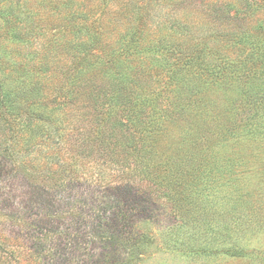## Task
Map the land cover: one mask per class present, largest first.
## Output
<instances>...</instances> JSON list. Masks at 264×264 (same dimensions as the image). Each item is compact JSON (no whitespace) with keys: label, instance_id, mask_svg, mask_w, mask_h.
<instances>
[{"label":"trees","instance_id":"obj_1","mask_svg":"<svg viewBox=\"0 0 264 264\" xmlns=\"http://www.w3.org/2000/svg\"><path fill=\"white\" fill-rule=\"evenodd\" d=\"M1 135L23 159L25 264H130L164 213L192 254L244 256L243 213L264 211L243 198L264 191V0H0ZM7 238L0 264H22Z\"/></svg>","mask_w":264,"mask_h":264},{"label":"rangeland","instance_id":"obj_2","mask_svg":"<svg viewBox=\"0 0 264 264\" xmlns=\"http://www.w3.org/2000/svg\"><path fill=\"white\" fill-rule=\"evenodd\" d=\"M6 143L10 144L8 141H4L1 135L0 156L7 159L3 162L2 169L0 167V171L2 170L0 180V242H3L7 237H13L7 243L6 248L16 250V255L21 260H24L26 258V249L23 247V236H27L28 232L33 231L32 226L28 225L26 228L24 226L28 221H33V217L28 215L29 209L25 208V206L23 208V201L25 200L23 198V167L19 166L17 172L16 170L9 172L10 168L16 164H23V159L10 157L5 149ZM261 177L262 175H259L255 179L258 180ZM261 186H264V179ZM263 196L264 191L257 189L254 193L243 198L255 203V200ZM63 201L59 200L60 203H63ZM26 206L29 205L26 204ZM66 209L59 214V217L62 216L63 220L55 221L58 226L55 230V236L58 238L61 235H71L74 231L70 220L75 210L73 205L68 211ZM243 214H245L246 218L252 217V224L249 225L248 231L240 239L241 244L245 246L244 256L230 257L222 254L221 251L211 256L192 254L187 251L189 246L183 244L187 240L185 232L182 233V230L179 229V239L171 238L173 235L178 238L177 232L174 231L178 229H168V225H171L172 221H170L171 217L164 213L160 214L159 218L152 223L151 228L155 235V242L152 243L149 253L143 254L141 257L135 256L130 264H264V225L260 221V216H263L264 219L263 207L261 209L260 207H252L248 214L246 212ZM43 217H49V215L44 214ZM80 229H83L82 225H80ZM26 240H28L27 237ZM215 246L222 248L218 243ZM61 247H64V251L68 253L69 250H72L70 244L64 245L62 243ZM50 258L52 257L50 256ZM22 262V264H25V260Z\"/></svg>","mask_w":264,"mask_h":264}]
</instances>
